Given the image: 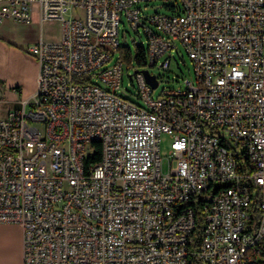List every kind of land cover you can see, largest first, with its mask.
I'll use <instances>...</instances> for the list:
<instances>
[{"label":"built area","instance_id":"obj_1","mask_svg":"<svg viewBox=\"0 0 264 264\" xmlns=\"http://www.w3.org/2000/svg\"><path fill=\"white\" fill-rule=\"evenodd\" d=\"M153 1L169 12L142 14ZM34 6L61 35L26 49L37 89L0 116V223L21 226L22 264H264V0H0V23ZM121 16L146 38L142 105ZM176 43L192 78L154 95Z\"/></svg>","mask_w":264,"mask_h":264},{"label":"rangeland","instance_id":"obj_2","mask_svg":"<svg viewBox=\"0 0 264 264\" xmlns=\"http://www.w3.org/2000/svg\"><path fill=\"white\" fill-rule=\"evenodd\" d=\"M166 4V1H153L149 3L142 2L138 6L141 9V13L147 16L152 14L153 12L168 13L169 11L165 8ZM73 11L75 12V14H81L80 11ZM72 13V10L69 11L68 14L65 15V18L68 19ZM42 27L45 37H55L59 33L61 35L60 21H46L43 23ZM140 36L141 37H139V35L129 27L126 18L124 16H121L119 23L120 41H124L127 45L130 46V49L133 51L135 43H141L143 46H146V38L143 35L142 31ZM170 56L171 64L170 68L167 71L159 69V64L149 69V72L151 74L157 75L159 81V84L154 91V95H158L164 88H183L185 79L190 80L192 78V61L188 58L180 43H176V48L170 51ZM26 57L31 60L23 58L22 60L17 62L12 60L6 61L3 64H1L0 61V116H4L8 110L13 109L16 104H18L19 100H24L22 99L23 96H19L17 91H14L16 90L15 87H11L9 86V84L11 83L10 80L12 78L22 75L30 70L29 67L31 61H33L34 58L29 54H26ZM125 66H128L127 68L124 67L125 69L122 79V87L128 90V93L125 97L139 105H142V103L134 96V93L136 92V82L134 76L129 77V75H131L136 68V65H134V63L129 65L125 63ZM170 140L171 139L167 134H161L159 153L164 170H166L167 158L169 157L170 153ZM1 224L19 225L17 223Z\"/></svg>","mask_w":264,"mask_h":264},{"label":"crops","instance_id":"obj_3","mask_svg":"<svg viewBox=\"0 0 264 264\" xmlns=\"http://www.w3.org/2000/svg\"><path fill=\"white\" fill-rule=\"evenodd\" d=\"M37 14V7L32 9L30 23H21L11 18H6L0 23V61H20L27 58L26 49L42 40L54 42L59 40L60 33L55 37L44 36L43 23ZM28 59V58H27ZM31 60V59H28ZM30 70L22 75L12 78L9 86L15 87L22 99H28L37 89L38 64L31 61ZM1 72V70H0ZM20 101V100H19ZM0 264H22V228L16 224L0 223Z\"/></svg>","mask_w":264,"mask_h":264},{"label":"trees","instance_id":"obj_4","mask_svg":"<svg viewBox=\"0 0 264 264\" xmlns=\"http://www.w3.org/2000/svg\"><path fill=\"white\" fill-rule=\"evenodd\" d=\"M119 53L122 60L126 64L134 63L137 68H140L144 65L146 56H147V49L146 46H143L141 43H135L133 51L130 49L129 45H123L119 48ZM99 160L98 152L92 157L91 163H96ZM202 202L203 200L201 197L194 198L188 202V205L192 206L194 210V219H195V230H194V237L195 243L193 247L198 245V239L200 238L202 229H203V214H202ZM255 217L258 216V212L256 207H253ZM192 264H199L197 260H194Z\"/></svg>","mask_w":264,"mask_h":264},{"label":"water","instance_id":"obj_5","mask_svg":"<svg viewBox=\"0 0 264 264\" xmlns=\"http://www.w3.org/2000/svg\"><path fill=\"white\" fill-rule=\"evenodd\" d=\"M146 83L151 87V88H156L157 86V80L155 79L154 75H151L147 70L142 71Z\"/></svg>","mask_w":264,"mask_h":264}]
</instances>
